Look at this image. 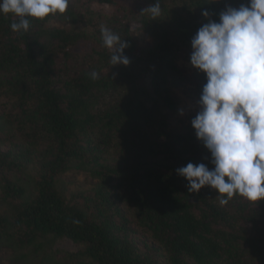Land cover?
<instances>
[{
  "label": "trees",
  "instance_id": "1",
  "mask_svg": "<svg viewBox=\"0 0 264 264\" xmlns=\"http://www.w3.org/2000/svg\"><path fill=\"white\" fill-rule=\"evenodd\" d=\"M155 2H72L65 14L29 18L24 33L10 28L18 17L0 13V250L11 264H264V201L237 194L220 206L209 186L189 193L176 170H211V154L196 115L175 130L163 114L176 110L178 54L190 62L198 29L249 0H160L154 20L142 11ZM93 3L114 10L90 35L93 11L83 6ZM131 24L151 46L138 48ZM102 26L125 40L127 66L111 64ZM80 41L92 47L77 62ZM194 76L206 84L205 73ZM73 171L94 181L87 192L66 191L61 178ZM59 239L78 251L58 258Z\"/></svg>",
  "mask_w": 264,
  "mask_h": 264
},
{
  "label": "clouds",
  "instance_id": "2",
  "mask_svg": "<svg viewBox=\"0 0 264 264\" xmlns=\"http://www.w3.org/2000/svg\"><path fill=\"white\" fill-rule=\"evenodd\" d=\"M70 0H0V13L18 17L10 28L24 33L30 19L44 20L65 14ZM155 20L160 0L145 8ZM205 17L208 16L204 12ZM220 22L202 25L191 40V65L206 74L199 100L200 111L191 125L211 154L210 170L204 163L176 170L188 182L189 193L205 186L216 190L220 206L235 195L249 202L264 201V0L248 6L227 7ZM103 46L112 50L113 66L129 64L125 40L101 27ZM93 80L98 73H89ZM183 113H181L182 115Z\"/></svg>",
  "mask_w": 264,
  "mask_h": 264
},
{
  "label": "rangeland",
  "instance_id": "3",
  "mask_svg": "<svg viewBox=\"0 0 264 264\" xmlns=\"http://www.w3.org/2000/svg\"><path fill=\"white\" fill-rule=\"evenodd\" d=\"M74 3L79 6L83 0H70V3ZM85 10H92L93 14H90L87 19L89 25L88 33L91 35L97 29L99 23L105 25L113 15L114 8L109 5H101L93 3L90 8L83 6ZM138 26V25H137ZM136 24H131V32L135 43L138 48H146L152 45V40L147 35L140 33L137 30ZM47 27L54 28H65L68 29V24H63L59 21H51L47 24ZM92 44L87 41H80L76 45L73 53L77 55L78 61L81 62L80 58L91 52ZM176 64L180 69L181 76L178 78L176 84L170 87L171 95L176 102L175 112H170L167 109L164 110L163 114L167 117L170 126L175 130H181V128L189 123L191 116L196 115L200 111L199 100L202 94L203 86L200 85L194 76V67L190 62L184 58V53L180 52L176 59ZM147 79H144V84H147ZM147 86V85H146ZM7 100H2L0 103H5ZM2 108H0L1 110ZM181 113H183L181 115ZM32 174V173H31ZM36 178L37 176H33ZM23 179L22 181H24ZM27 181V180H26ZM25 181V182H26ZM61 181L66 188L67 192H87L94 184L87 174L82 172H68L62 176ZM0 191V196H1ZM8 206H2L1 211H4ZM53 250H56L59 254L58 258L61 257L63 252H76L78 247L72 242L66 239H59L53 246ZM10 253L7 249L0 250V264H11L9 261Z\"/></svg>",
  "mask_w": 264,
  "mask_h": 264
}]
</instances>
